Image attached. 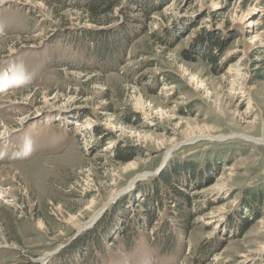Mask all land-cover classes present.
<instances>
[{
  "label": "rangeland",
  "instance_id": "1",
  "mask_svg": "<svg viewBox=\"0 0 264 264\" xmlns=\"http://www.w3.org/2000/svg\"><path fill=\"white\" fill-rule=\"evenodd\" d=\"M94 1L0 0V264H264V0Z\"/></svg>",
  "mask_w": 264,
  "mask_h": 264
},
{
  "label": "bare ground",
  "instance_id": "2",
  "mask_svg": "<svg viewBox=\"0 0 264 264\" xmlns=\"http://www.w3.org/2000/svg\"><path fill=\"white\" fill-rule=\"evenodd\" d=\"M12 2H15V3H18V2H20V0H1V5H3V4H7V3H12ZM25 3H27V5L28 4H30V2H29V0H25ZM39 6V5H38ZM39 11L40 12H43L42 11V9L39 7ZM245 27H250V22H248L246 25H245ZM10 56L11 55H13L14 53H16V51L12 48V49H10ZM8 55V54H7ZM240 61V60H239ZM44 97H45V99L47 98V95H46V93H44ZM2 97H0V107L2 106L3 107V104H2ZM23 103H26L25 101H23L22 102V104ZM25 119H27L26 117H24L23 115H22V117H20V120H25ZM25 122V121H24ZM5 123V122H4ZM88 124V123H87ZM5 125V133L6 132H8V125H6V124H4ZM84 125H86V123L85 124H83L82 126H84ZM203 135H205V137H208V138H215V136H213V135H210V134H203ZM4 136H7L6 134H4ZM220 136H222V135H220ZM247 136V135H246ZM0 138H1V136H0ZM207 138V139H208ZM247 139H251L252 141H257V142H260V144H263L264 145V139L263 138H254V137H252V136H247ZM1 140V139H0ZM17 150H22L21 148H19V149H17ZM168 153H169V151L167 152V154L166 155H168ZM96 215H98V214H96ZM96 215L92 218V220L96 217Z\"/></svg>",
  "mask_w": 264,
  "mask_h": 264
},
{
  "label": "trees",
  "instance_id": "3",
  "mask_svg": "<svg viewBox=\"0 0 264 264\" xmlns=\"http://www.w3.org/2000/svg\"><path fill=\"white\" fill-rule=\"evenodd\" d=\"M119 1L120 0H95L94 2L97 3V4H89L88 3V10L91 12V14L95 15V9L97 7H107L109 9H111L113 6L119 4ZM96 7V8H95ZM102 10V9H101ZM103 11V10H102ZM216 40V41H215ZM214 41L219 44L220 43V38H217L215 39ZM198 163V160L197 159H192V160H189L186 165H188L190 168H193L196 164ZM163 180L166 182L167 181V177L163 176Z\"/></svg>",
  "mask_w": 264,
  "mask_h": 264
}]
</instances>
